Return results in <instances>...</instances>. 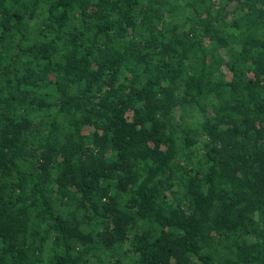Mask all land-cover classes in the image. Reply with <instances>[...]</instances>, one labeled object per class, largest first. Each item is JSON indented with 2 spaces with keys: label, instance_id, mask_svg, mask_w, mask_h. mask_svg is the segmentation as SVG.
Masks as SVG:
<instances>
[{
  "label": "trees",
  "instance_id": "trees-1",
  "mask_svg": "<svg viewBox=\"0 0 264 264\" xmlns=\"http://www.w3.org/2000/svg\"><path fill=\"white\" fill-rule=\"evenodd\" d=\"M0 264H264V0H0Z\"/></svg>",
  "mask_w": 264,
  "mask_h": 264
}]
</instances>
